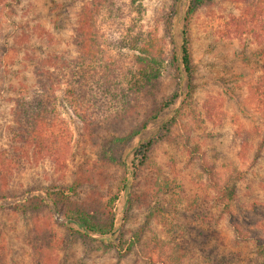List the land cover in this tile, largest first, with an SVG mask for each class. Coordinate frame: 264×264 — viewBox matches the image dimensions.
Listing matches in <instances>:
<instances>
[{
	"label": "rangeland",
	"instance_id": "obj_1",
	"mask_svg": "<svg viewBox=\"0 0 264 264\" xmlns=\"http://www.w3.org/2000/svg\"><path fill=\"white\" fill-rule=\"evenodd\" d=\"M122 1L125 22L161 37L171 0ZM61 2L60 27L54 30L59 47L76 27L79 0H0V148L8 147L14 99L32 79L27 55L32 45L43 44L53 7ZM189 33L195 67L191 96L184 105L177 99V122L150 150L129 203L124 195L118 203L115 221L123 223L127 246L133 244L118 251L100 234L67 235L62 208L45 194L46 187L65 186L79 175L81 196L105 199L126 171L103 159L99 138L81 130L74 106L65 103L59 115L71 136L63 166L29 161L0 183L3 264H33L28 239L41 229L54 242L46 264H264L257 254L264 239V95L256 90L264 81V0H208L191 15ZM77 51L73 46L72 54ZM161 80V94L174 90L169 68ZM215 184L234 185L230 212L217 201ZM36 197L45 204L38 210L14 209Z\"/></svg>",
	"mask_w": 264,
	"mask_h": 264
},
{
	"label": "trees",
	"instance_id": "obj_2",
	"mask_svg": "<svg viewBox=\"0 0 264 264\" xmlns=\"http://www.w3.org/2000/svg\"><path fill=\"white\" fill-rule=\"evenodd\" d=\"M207 1L171 0L163 15V34L158 38L141 25L136 28L133 21H124L127 6L122 0H79L76 27L62 47L56 45L54 30L60 27L59 12L65 4H55L52 29L44 31L43 44L32 45L27 55L32 79L14 99L8 147L0 148V183L29 161L50 160L63 166L71 132L60 118L59 105L72 104L81 130L99 138L103 159L124 167L125 175L105 199L93 193L81 196L78 189L83 182L79 175L65 186L46 187L45 194L62 208L67 235L91 238L100 234L107 245L118 251L128 250L133 242L127 246L123 223L115 221L118 203L123 195L129 203L133 181L150 150L170 134L177 122L181 112V106L175 105L177 99L184 105L191 96L195 67L189 19ZM100 21L104 22L102 30ZM30 29L35 35L34 25ZM22 33L18 31L17 36ZM73 46L78 49L76 55L72 54ZM167 68L175 88L163 95L161 79ZM256 90L264 95V81L256 85ZM150 124V134L143 137ZM139 134V141L133 143ZM215 185L217 201L230 212L234 185ZM44 205L36 197L14 205V209L25 213ZM41 230L28 239L33 264L51 262L48 249L54 248L52 235ZM257 254L264 257V239Z\"/></svg>",
	"mask_w": 264,
	"mask_h": 264
}]
</instances>
